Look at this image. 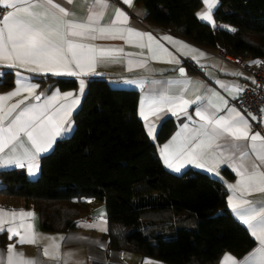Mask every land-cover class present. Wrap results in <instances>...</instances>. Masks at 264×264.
<instances>
[{
    "label": "trees",
    "instance_id": "1",
    "mask_svg": "<svg viewBox=\"0 0 264 264\" xmlns=\"http://www.w3.org/2000/svg\"><path fill=\"white\" fill-rule=\"evenodd\" d=\"M135 4L144 8L147 24L200 47L264 59V0H219L215 27L196 15L202 0ZM4 73L1 89L13 84L12 72ZM47 79L64 88L76 85L75 79ZM137 99L135 90L113 88L106 78L89 80L71 135L41 159L37 177L0 171V192L24 198L48 232L76 228L93 200L102 201L112 248L167 264H216L225 252L244 256L256 240L230 212L225 185L204 172L167 169L138 118ZM173 128L166 122L159 140Z\"/></svg>",
    "mask_w": 264,
    "mask_h": 264
},
{
    "label": "snow or ice",
    "instance_id": "2",
    "mask_svg": "<svg viewBox=\"0 0 264 264\" xmlns=\"http://www.w3.org/2000/svg\"><path fill=\"white\" fill-rule=\"evenodd\" d=\"M72 2L73 0H67L69 4ZM122 3L132 6L134 0H122ZM202 3L205 10L196 13L197 17L215 27L212 13L219 0H202ZM107 6V0H94L86 20L77 22L67 19L72 13L54 0H0V7L10 9L0 19V67L24 69L33 76L51 74L76 77L79 78V93L83 94L86 82L82 77L100 75L95 72L97 63L109 58L114 60L123 52L122 48H98L80 42L82 38L95 39V33L120 38L126 43L136 42L140 48L147 47L153 60L167 56V62L180 63V60L152 34L131 27H121L120 25H127L129 16L120 8L115 10L109 25L100 26L99 21ZM95 8L100 10L96 11ZM223 27L235 31L228 26ZM145 38L147 44L144 43ZM163 39L171 41L182 55H191L193 60L205 55L181 41L172 40L171 37L165 36ZM131 63L132 61H129V64ZM144 63L146 62L140 61L137 66H143ZM250 63L259 65L261 62ZM179 73L184 77L185 69L180 67ZM232 74L241 75L238 72ZM4 75L5 73L0 71V79ZM15 76V89L0 94V169L9 166L26 167L29 175H35L39 171L42 154L52 149L57 138L71 130L70 118L80 103V96L72 92L61 93L58 89L48 96L43 93L36 94L39 85L31 82L33 77H26L21 71H16ZM172 83H182L187 87L191 81H168L169 85ZM217 83L225 87L234 99L244 91L239 86L229 87L222 82ZM140 86L143 87L142 84ZM23 93L27 95L22 99L12 104L7 103ZM204 98L196 96L195 100H189L185 99L183 94L170 96L164 91L142 97L138 114L144 121L147 135L155 138L156 123L150 117H155L158 121L167 114L177 117L183 115L195 124L192 116L188 114V108ZM212 98L218 99L220 103H213ZM33 100L35 102H31ZM227 104V100L213 91L212 96L208 97V105L196 108L195 115L202 123L198 127H190L185 123L182 130L176 132L164 144L160 155L164 165L177 173L186 165H193L219 177L222 165L231 168L238 179L235 183L227 184L231 193L227 196V206L239 221L247 226L251 236L259 244L241 261L226 253L221 264H264V203L258 207L245 198L251 192L264 193V170H261L264 167V135L260 132L252 133L249 120L235 107L226 108L228 116L217 117L216 112L220 111L222 105ZM209 109H215V112H210ZM252 119L257 118L252 116ZM222 140L224 143H220ZM242 141H246L247 145L240 143ZM246 149H250L255 157L251 168L245 163L249 157V151ZM35 215L33 211L24 209L0 208V233L6 231L8 239L15 237L17 244H38L41 239L48 240L50 243L43 248V256L60 261V241L66 238L41 237L30 222L35 219ZM76 224L101 232L108 231L103 209L98 210V215L92 223L77 221ZM79 239L88 240L87 237ZM90 242L104 246L100 241ZM70 259L71 253L63 254L64 264H68ZM0 264H40V261L38 257H25L23 253L16 251L15 244L10 243L7 245L6 261L0 257ZM144 264L154 262L145 259Z\"/></svg>",
    "mask_w": 264,
    "mask_h": 264
},
{
    "label": "crops",
    "instance_id": "3",
    "mask_svg": "<svg viewBox=\"0 0 264 264\" xmlns=\"http://www.w3.org/2000/svg\"><path fill=\"white\" fill-rule=\"evenodd\" d=\"M55 3H59L62 7H64L67 11L72 13V15L68 16L67 19L75 20L77 22H84L89 15L90 8L94 5V0H73L72 3H67V0H54ZM203 4V3H202ZM107 8L104 9V14L99 21L100 26H107L111 23L112 19L115 15V10L120 8L121 10L125 11L128 16L129 20L127 25H120L121 27H131L137 31L150 33L152 34L157 40L160 41L161 44L165 48L168 49L173 55H175L179 60V64L169 63L167 62V56H164L162 59L153 60L151 58V54L147 47L140 48L137 46L136 42L133 43H126L125 40L120 38H111L108 36H101L99 33H95V39L91 37L82 38L80 42L95 45L98 48H122L123 52L119 53L116 59H106L102 62H98L95 68L96 73H103L104 78H106L113 88L119 89H129L135 90L138 94L137 99V115L138 118L141 120L142 125L144 127V121L139 116V108H140V101L142 97L151 94H158L161 91L167 93L170 96H177L183 94L185 99L195 100L196 96L205 97L201 101H198L197 104L191 105L188 108V114L192 116L193 121L196 123L193 124L187 120V117L181 115L179 117L172 116L171 114H167L160 120H156L155 117H150L154 123H156V131H155V138H150L156 144L158 154L163 161L160 150L166 144L171 137L178 131H181L183 125L188 123L190 127H198L200 123L199 117L195 115V111L197 107L207 106L208 105V97L212 96V92L215 91L219 93L221 97L228 101L226 106L222 105L219 112H216V116H228V112L226 108L228 107H235L238 111L241 112L245 118L248 119L247 115L240 110L235 104L234 99L230 94L229 91L226 90L225 87H221L220 83L217 81L222 82L226 86H239L244 88L246 85L252 83V78L249 76L247 68L254 63H250L255 60L246 59L239 57V62H232L228 60H224L219 58L216 55L217 51L213 49H207L204 47H200L186 39L181 37L175 36L171 34L168 30L159 27V26H151L146 23L144 20V8L141 6H137L135 4V0L132 6H128L122 3V0H107ZM219 5V3H218ZM218 7V6H217ZM217 7L213 10L217 9ZM10 9L6 8V12ZM94 10L99 11V8H95ZM205 10L204 4L202 5V9L200 12ZM212 13V15H213ZM3 15L0 17L2 19ZM214 19V16H213ZM215 25H216V20ZM205 22V21H203ZM206 23V22H205ZM207 24V23H206ZM209 25V24H208ZM212 26V25H210ZM213 27V26H212ZM125 35H127L125 33ZM168 36L171 37L174 41H181L191 48L199 50V52L205 53L203 56H198V60H193L191 55L184 56L180 52L177 51V47L169 40L163 39V37ZM144 43L147 44V39L145 38ZM198 55V54H197ZM129 61H132L129 64ZM140 61H145L143 66H137ZM260 62H264L263 60H258ZM183 67L185 69L184 77H181L179 73V68ZM11 71L13 76V84L5 89L0 88V94H6L10 91H13L16 87L15 80V72L21 71L24 76L26 77H33L31 82L39 85L36 89V94L43 93L45 96L51 95L53 91L57 89L61 92H72L74 95L80 96V103L82 98L86 92L87 83L89 81V76L82 77L85 82V91L83 94L79 93V78L76 77H69V76H52L51 74L33 76V74L28 73L24 69H9L6 67H0V71ZM241 73V75H233L232 73ZM47 76L51 77H61L63 79H75L76 85L71 88L67 87H60L57 84H51L52 82L47 79ZM43 77V78H39ZM38 78V79H37ZM179 80H189L191 83L185 87L182 83H172L171 85L168 84V81H179ZM3 81L0 79V83ZM159 83H154V82ZM143 85L141 87L140 85ZM26 93L21 94V96L13 97L7 103L12 104L15 103L17 100L22 99ZM213 103H220V101L216 98H212ZM31 102H35L34 100ZM27 103V102H26ZM79 105L73 111L71 116L72 128L70 131L63 134L61 137L57 138L61 139L63 137H67L71 135L75 128L74 122V114L78 110ZM210 112H215V109H209ZM264 119V118H263ZM171 122L173 124V130L170 134L165 137L163 140H159V134L161 132V128L166 122ZM145 129V127H144ZM146 134L147 130L145 129ZM252 133L259 132L257 130H251ZM262 135V134H261ZM220 143H224V141H220ZM242 144L247 145L246 141L240 142ZM56 142L54 143L52 149H50L47 153L42 154L40 158V166H41V159L49 154ZM249 151V157L245 160V163L251 168V163L255 159V157L251 154L250 149H246ZM238 155V154H237ZM167 168V167H166ZM16 169L21 172H25L26 175L30 178H35L40 173L39 171L35 175H29L27 168H15L14 166H9L6 169ZM169 169V168H167ZM172 171L171 169H169ZM187 170H195L199 172H204L209 174L210 176L214 177L218 181H220L225 187L227 188L228 183H235L238 177L236 174L231 170L230 167L227 165H222L219 170V177L208 173L205 170L197 168L193 165H186L181 171L178 173H183ZM261 170H264L262 167ZM174 172V171H172ZM177 173V172H174ZM231 195L227 188V196ZM246 199L256 204L258 207L264 203V193L261 192H251L245 196ZM0 208L4 209H24L26 211H33L35 215V219L31 220L30 222L34 224L35 232L40 234L41 237L47 236H64L66 239L60 241V253L62 259L60 261L50 260L47 257L43 256V248L50 243V241L41 239L38 244H17L16 238L14 237L12 240L8 239V233L5 231L0 233V257H2L5 261L7 258V245L12 243L16 245V251L23 253L25 257L28 258H37L40 261V264H64L63 261V254L71 253V259L69 260L68 264H144L145 259H148L154 264H167L161 260H158L153 257H145L127 250H118L112 248L109 244V239L106 236L107 232H101L98 229L94 228H87V227H79L77 226L74 229H70L64 232H48L44 231L41 228L39 214L35 211L24 198L16 197L12 195H6L0 192ZM103 209L104 213L107 217L106 206L102 201L93 200L92 207L90 212L85 215L80 221H84L86 223H92L94 218L98 215V210ZM230 212L232 213L231 209ZM232 215L239 221V219L232 213ZM242 223L241 221H239ZM244 225V224H243ZM246 226V225H244ZM108 227V224H107ZM247 228V226H246ZM248 229V228H247ZM250 232V231H249ZM71 237V239H69ZM80 237H87L88 240L79 239ZM90 241H100L103 243V247L99 246L96 243H91ZM259 242L256 241L255 246L244 256L238 257L233 253L225 252L219 261L216 264H221L222 257L227 253L232 255L237 261L244 260L246 256L249 255L256 247H258ZM52 251V249H50Z\"/></svg>",
    "mask_w": 264,
    "mask_h": 264
},
{
    "label": "built area",
    "instance_id": "4",
    "mask_svg": "<svg viewBox=\"0 0 264 264\" xmlns=\"http://www.w3.org/2000/svg\"><path fill=\"white\" fill-rule=\"evenodd\" d=\"M5 12L6 8L0 7V17ZM216 55L224 60L239 62V57L233 55L224 47L219 48ZM247 71L252 78V83L243 88L244 91L234 100V104L247 115L251 130H257L264 135V111H262L264 109V62L249 66ZM252 116L257 119L253 120Z\"/></svg>",
    "mask_w": 264,
    "mask_h": 264
},
{
    "label": "water",
    "instance_id": "5",
    "mask_svg": "<svg viewBox=\"0 0 264 264\" xmlns=\"http://www.w3.org/2000/svg\"><path fill=\"white\" fill-rule=\"evenodd\" d=\"M100 75H90L89 80H91L92 78H104V74L103 73H99Z\"/></svg>",
    "mask_w": 264,
    "mask_h": 264
}]
</instances>
